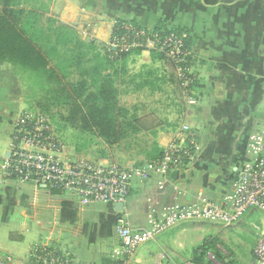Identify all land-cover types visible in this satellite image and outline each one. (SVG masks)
Returning a JSON list of instances; mask_svg holds the SVG:
<instances>
[{"label": "crops", "instance_id": "crops-1", "mask_svg": "<svg viewBox=\"0 0 264 264\" xmlns=\"http://www.w3.org/2000/svg\"><path fill=\"white\" fill-rule=\"evenodd\" d=\"M49 7L50 15L76 35L85 27V40L110 34L108 20L116 18L147 29L182 28L190 40L193 106L186 103L169 60H154L151 52H141L127 65L132 84L126 94L129 106H139V115L159 118V126L144 133L149 150L155 144L163 154L183 125L196 130L198 148L185 167L165 174L150 170L147 180L134 181L121 210L110 203L84 204L73 193L4 172L14 121L26 112L22 109L26 102L13 68H0V255L4 264H48L47 257L62 264H113L120 245V218L142 231L149 228V215L167 205L191 204L198 194L219 202L232 191L242 168L253 163V140L264 138V0H51ZM141 84L139 90L133 88ZM141 100L140 106L136 101ZM56 155L63 162L81 158L107 166L113 161L108 156L92 159L64 142ZM136 156L117 160L130 168L156 162L148 153ZM198 229L206 232L210 227L177 225L144 246L138 261L182 264L185 261H177L178 255L164 250L179 253L189 232ZM152 244L166 253L163 258L153 249L147 252Z\"/></svg>", "mask_w": 264, "mask_h": 264}, {"label": "built area", "instance_id": "built-area-1", "mask_svg": "<svg viewBox=\"0 0 264 264\" xmlns=\"http://www.w3.org/2000/svg\"><path fill=\"white\" fill-rule=\"evenodd\" d=\"M123 28L124 35L113 37L108 50L131 52L141 49L142 52L164 54L175 68L186 103L195 105L192 87L195 76L192 62L189 66L187 64L190 49L171 38L161 39L152 29H137L131 24ZM13 128L9 156L2 163L4 172L22 181L73 193L84 204L124 205L134 181L147 180L150 170L165 174L185 167L198 148L196 130L183 125L162 157L150 166H101L81 158L63 162L56 155L63 150V144L46 114L26 111L14 121ZM253 152V163L242 168L232 191L219 202L209 201L198 194L191 204L167 205L160 213L149 215V228L142 231L132 229L124 218H120L117 228L120 245L113 264H141L137 257L141 246L182 223H210L231 228L249 211L264 214V138L253 140ZM160 257L164 255L160 254ZM47 258L48 264H62L56 258ZM4 262L0 255V264ZM182 264L198 263L188 259ZM249 264H264V232L257 236Z\"/></svg>", "mask_w": 264, "mask_h": 264}, {"label": "trees", "instance_id": "trees-1", "mask_svg": "<svg viewBox=\"0 0 264 264\" xmlns=\"http://www.w3.org/2000/svg\"><path fill=\"white\" fill-rule=\"evenodd\" d=\"M23 1L0 0V68L10 65L20 80L35 85L37 92H41L49 103L46 109L42 108L44 111L50 105L62 108L66 115L61 119L72 129L97 136L107 145L159 126L157 116L139 115V106L122 107L119 103L120 94H127L132 84L126 61L122 65L125 71H120L114 65L119 60H126L133 52L140 54L141 49L131 52L107 51L88 57L84 53L86 46L80 38L71 29L47 16V7L42 15L34 8L26 9ZM43 18L45 21H42ZM114 21L111 39L122 37L126 24L137 29L145 28L133 20L116 18ZM152 30L161 39L171 38L190 49L185 29L163 30L155 26ZM89 45L93 46L91 43ZM151 57L154 60H168L164 54L156 51H151ZM191 61L190 53L188 66ZM73 74L76 79L72 82L69 76ZM141 87L142 84L133 88L139 90ZM151 147L157 148L155 144ZM150 152L151 148L147 153L155 161L162 157V151L158 148L154 155ZM212 244L213 241L207 238L194 249L192 260L198 264H209L197 255L206 254ZM218 259H221L220 255Z\"/></svg>", "mask_w": 264, "mask_h": 264}, {"label": "rangeland", "instance_id": "rangeland-1", "mask_svg": "<svg viewBox=\"0 0 264 264\" xmlns=\"http://www.w3.org/2000/svg\"><path fill=\"white\" fill-rule=\"evenodd\" d=\"M50 2L51 0L23 1L26 9L34 8L39 13H42V15L44 14L43 12H45L44 8L47 7V16L52 17L50 15ZM102 14L106 17V13L104 10ZM72 15H74L73 12L70 13L69 17H71ZM44 17L47 18L46 15H44ZM45 18H43L42 21H45ZM54 19L58 21L55 17ZM108 21L110 22V29L112 30L115 21L114 19H109ZM80 28L81 29L78 28L79 31L77 32V36L86 46V48L84 49V53L88 57H93L96 54L102 55L105 52L109 51L108 48L109 43L111 41V30L110 34L108 32L107 34H101L98 38L94 40H91L93 38H89L90 40H85V27ZM97 40H100L101 42H98ZM90 43L93 44V46L89 45ZM137 56L138 55L133 52L129 55V57L126 58V60H119L117 63H115L114 66L120 71H125L124 69H122V65L124 64V62L126 61L125 63L128 65L133 59L136 60ZM15 75L17 74L15 73ZM69 77L70 81L72 82L76 79L75 74L70 75ZM21 82L23 85L24 101L26 102V104L23 103L22 109L29 112L39 111L41 113L40 109L44 111V109L42 108L48 105L49 103H47V101L43 98L41 92H37V88L35 89V85L32 86L28 82L23 81L22 79ZM119 89L121 93L122 87H120ZM136 102H139V105L141 106L140 103H143V100ZM119 103L122 107L129 106L126 94H120ZM149 104L153 105L151 101L149 102ZM44 112L50 119V122L54 127L55 134L58 140L62 142V144L64 142L69 145L75 146L79 148V150L84 151L86 156H89L92 159L99 158L100 156L106 158L110 157V159H113L115 163L112 161L109 165L127 167L124 166V164L122 162H119V160L117 159L126 160L129 156H131V154H136L141 157V155H144L149 151V146L146 145L143 139L144 133L136 134L135 136L132 135L127 137V139L125 140L118 141L117 143L112 145H107L103 140H101L97 136H93L87 133H81L72 129L68 125V123L64 122L61 119L62 116L66 115V111L62 108L50 105L48 107V110ZM157 119L159 118L157 117ZM156 149L157 148L155 147H151L150 153L154 155ZM203 224L207 227H210V229H208L206 232L201 231L199 229L197 232H189L190 235L187 239H185V241H183V249L179 251V253L175 252L174 255L171 253V251H169V249L164 251L168 253V255H173L174 257L178 255L177 261H180L181 263V261L183 262L188 259L194 258V249L199 247L204 239L209 238L213 241V244L211 245L212 248H210V251H208L204 255L198 254V258L202 259L203 261L205 259L206 262H208L209 264H248L251 262L252 259V250L255 245L257 236L259 235V233L264 232V214L257 210L249 211L240 218L238 224L231 228H221L220 226L217 227V225L210 223ZM213 225H215V229L212 228ZM149 243L152 242L150 241L141 246L138 253H140L143 250L144 246ZM159 243L163 244V239L160 238ZM151 246L152 248L148 249L147 252L153 249L154 254H158L160 252L159 257L160 254H166L164 251L160 250L159 246L153 244ZM215 254L217 255V257ZM219 255L221 256V259H218Z\"/></svg>", "mask_w": 264, "mask_h": 264}, {"label": "water", "instance_id": "water-1", "mask_svg": "<svg viewBox=\"0 0 264 264\" xmlns=\"http://www.w3.org/2000/svg\"><path fill=\"white\" fill-rule=\"evenodd\" d=\"M115 207L117 210H121L123 207V204L119 203V204H115Z\"/></svg>", "mask_w": 264, "mask_h": 264}]
</instances>
